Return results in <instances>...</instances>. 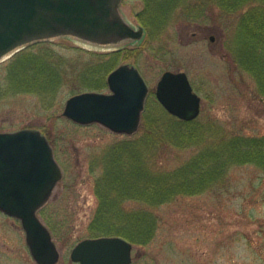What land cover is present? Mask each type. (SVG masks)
Instances as JSON below:
<instances>
[{"label":"rangeland","instance_id":"374dc122","mask_svg":"<svg viewBox=\"0 0 264 264\" xmlns=\"http://www.w3.org/2000/svg\"><path fill=\"white\" fill-rule=\"evenodd\" d=\"M196 2L203 11H192ZM211 2L192 0L152 45L145 46L144 40L123 46L130 58L116 68L133 64L140 69L151 90L149 116H157V108H162L155 96L162 75L186 72L202 97L198 121L207 131L212 130L200 144L183 148L167 145L151 151L147 163L151 173L166 175L185 169L210 148L216 155L222 143L234 137L264 138V95L254 75L241 68L234 56L240 14H226ZM145 4L144 0H122L121 11L136 28L137 14ZM251 10L247 7L243 13ZM113 51L60 37L35 42L0 62V133L39 130L51 141L64 172L51 203L39 214L61 253L58 264H77L71 259L73 248L83 240L97 238L91 228L100 213L101 198L114 200L110 206L122 222H129V216L140 217L125 227L130 235L142 229V217L145 225L151 222L154 233L149 242L129 240L134 245L132 264H264V167L235 163L225 153L220 160L225 167L218 180L199 193L179 194L162 204L128 196L140 191L149 197L142 189L138 191L134 182L114 184L112 189L118 193L105 191L108 153L119 144L143 139L144 126L129 137L101 124H75L63 112L68 99L92 92L84 90L83 76L90 67L100 68L101 55ZM20 55L41 64L43 58L51 60L49 69L54 68L59 86L54 89L51 82L44 91L42 86L48 83H42L45 78L37 73L32 77L41 85L26 87L35 84L21 81L23 75L12 72L14 66L19 67L14 63ZM145 149L142 141L133 147V155L144 154ZM103 222L105 227L111 220ZM137 236L143 237L141 233ZM0 264H37L21 222L1 212Z\"/></svg>","mask_w":264,"mask_h":264},{"label":"water","instance_id":"95a60500","mask_svg":"<svg viewBox=\"0 0 264 264\" xmlns=\"http://www.w3.org/2000/svg\"><path fill=\"white\" fill-rule=\"evenodd\" d=\"M122 0H0V62L35 42L71 37L112 50L141 41L121 11ZM213 39V38H212ZM109 93L84 92L67 100L63 116L82 126L101 124L115 134L133 136L141 128L150 88L133 64L108 77ZM157 100L185 121L201 114L202 98L186 72L166 71ZM64 172L47 137L35 129L0 133V210L19 219L38 264H57L60 251L38 216ZM133 243L122 237L86 239L71 259L80 264H132Z\"/></svg>","mask_w":264,"mask_h":264},{"label":"trees","instance_id":"16d2710c","mask_svg":"<svg viewBox=\"0 0 264 264\" xmlns=\"http://www.w3.org/2000/svg\"><path fill=\"white\" fill-rule=\"evenodd\" d=\"M144 1L146 3L145 8L137 14V20L146 32L145 46H148L152 45L154 40L163 34L171 21H177L181 17V10L189 8L192 0ZM211 4H216L226 14H240L234 38V56L241 68L247 69L254 75L264 95V0H212ZM247 7L252 8V10L243 13ZM192 11L201 12L203 8L200 10V6L196 2ZM28 57L20 55L14 63L19 67L15 69L14 66L12 69L13 73L23 75L21 81L26 79L27 82H34L35 84H26V87L36 89V86L41 85L39 80L32 77L37 73L45 78L42 83H48L47 86H42L44 91H47L51 82L55 83L54 89L59 86L54 68L49 69L53 66L51 60L43 58L44 63L41 64ZM101 57H104V60L102 59V62H99L100 68L99 66L96 68L90 67L83 76V87L86 91L102 92L104 89H108L109 74L120 63L129 59L130 55L127 49L122 48L102 54ZM147 107L142 123L145 128L144 138L135 142H125L123 145L119 144L107 155L104 182L106 183L105 191H108V193L117 192V190L112 189V186L121 182H134L136 186L138 185V191L142 189L143 193L149 194V197L140 194V191L133 196L146 199L154 204H162L179 194L199 193L205 190L211 182L219 179V175H221L219 171L222 167H225V163H221L220 160L221 157L225 156V153H228L229 158L235 163H255L264 167V138L234 137L228 143H222V146L218 149L220 152H216V155L214 150L210 148L186 166L185 169L178 168L166 175L151 173L147 167L151 151L167 145L183 148L200 144L206 137L205 135L210 134L212 130L207 131L205 126L200 124L198 120H180L170 115L163 107L161 109L157 108V116H149ZM142 141L146 143L144 154L135 153L134 156L133 147L140 145ZM151 196L155 197L154 201L151 200ZM110 202L112 203L114 200L109 201L108 198H101V210L91 228L97 238L120 235L139 244L147 243L152 239L153 227L151 222H149V226L145 225L146 219L144 217H142L145 220L144 224L140 226L142 229H139L137 233V235L141 233L143 237L128 234L125 227L130 225V221L135 216H129L128 218L131 219L129 222L125 220L122 222L121 219H117L119 215L110 206ZM139 218L136 217L135 219L139 220ZM107 220H111V222L106 223L103 227V221Z\"/></svg>","mask_w":264,"mask_h":264},{"label":"flooded vegetation","instance_id":"af4514ba","mask_svg":"<svg viewBox=\"0 0 264 264\" xmlns=\"http://www.w3.org/2000/svg\"><path fill=\"white\" fill-rule=\"evenodd\" d=\"M50 142V144H51V141H49ZM51 146H53L52 144H51ZM54 148V147H53ZM58 186V185H57ZM57 188V187H56ZM55 188V189H56ZM55 189L53 190V193H52V195H51V197H50V199H49V201H48V203L39 211V214L42 212V210L46 207V206H48L50 203H51V200H52V198H53V194H54V191H55ZM128 196H133V195H128ZM125 197H127V196H125ZM0 212L2 213V214H5L4 212H2L1 210H0ZM5 215H7V214H5ZM8 216V215H7ZM8 217H10V216H8ZM10 218H13V217H10ZM13 219H15V218H13ZM15 220H17V219H15ZM17 221H19V220H17ZM43 221V220H42ZM46 225V224H45ZM47 226V225H46ZM48 227V226H47ZM49 228V227H48ZM50 229V228H49ZM50 231H51V229H50ZM51 233H52V231H51ZM26 235V234H25ZM52 235H53V233H52ZM77 264H79V263H77Z\"/></svg>","mask_w":264,"mask_h":264}]
</instances>
